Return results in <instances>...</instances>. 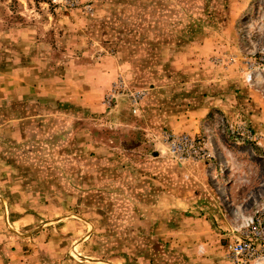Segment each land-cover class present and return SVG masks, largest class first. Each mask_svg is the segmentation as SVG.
<instances>
[{
  "label": "rangeland",
  "instance_id": "rangeland-1",
  "mask_svg": "<svg viewBox=\"0 0 264 264\" xmlns=\"http://www.w3.org/2000/svg\"><path fill=\"white\" fill-rule=\"evenodd\" d=\"M263 200L264 0H0V264H231Z\"/></svg>",
  "mask_w": 264,
  "mask_h": 264
},
{
  "label": "built area",
  "instance_id": "built-area-1",
  "mask_svg": "<svg viewBox=\"0 0 264 264\" xmlns=\"http://www.w3.org/2000/svg\"><path fill=\"white\" fill-rule=\"evenodd\" d=\"M253 80V73L247 76ZM175 152L195 159H207L211 149L205 141L188 134L172 137ZM242 223L234 229L235 239L230 244L231 264H264V200L256 204L250 213L242 215Z\"/></svg>",
  "mask_w": 264,
  "mask_h": 264
},
{
  "label": "bare ground",
  "instance_id": "bare-ground-1",
  "mask_svg": "<svg viewBox=\"0 0 264 264\" xmlns=\"http://www.w3.org/2000/svg\"><path fill=\"white\" fill-rule=\"evenodd\" d=\"M220 144V143H219ZM221 165V164H220ZM228 166V165H227ZM223 167V166H222ZM225 168V167H224ZM226 197H227V199L226 200H228L229 202H231L230 201V198H228V195H226ZM233 205V204H232Z\"/></svg>",
  "mask_w": 264,
  "mask_h": 264
}]
</instances>
